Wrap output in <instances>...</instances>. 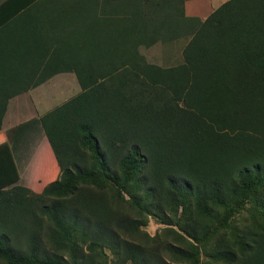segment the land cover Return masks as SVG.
<instances>
[{
	"label": "trees",
	"instance_id": "obj_1",
	"mask_svg": "<svg viewBox=\"0 0 264 264\" xmlns=\"http://www.w3.org/2000/svg\"><path fill=\"white\" fill-rule=\"evenodd\" d=\"M186 1L0 3L34 86L82 88L38 119L52 154L32 186L12 146L27 126L0 136V264H264V0L198 20ZM183 38L179 64L142 52Z\"/></svg>",
	"mask_w": 264,
	"mask_h": 264
},
{
	"label": "crops",
	"instance_id": "obj_2",
	"mask_svg": "<svg viewBox=\"0 0 264 264\" xmlns=\"http://www.w3.org/2000/svg\"><path fill=\"white\" fill-rule=\"evenodd\" d=\"M3 1L4 0H0V3H2ZM8 28L10 27L7 26L6 22L0 25V69L5 68L4 70H0V108L5 102V96L7 93L16 92L17 94L12 98H10L7 102L8 103L7 111L3 119V126L0 129V136L1 135L4 136L5 139L9 141L7 130L9 131V129L14 128L16 126H27L29 128L35 127L37 130V136H40V140L43 138L40 144L45 145V152H46L45 157L49 158L52 154L51 149L48 146V139L43 136L44 134L40 128L38 119L46 112L50 111L51 109L55 108L57 105L62 103V101L57 103L55 97H52V95L55 94L57 85H58L57 90H61L63 88H66L65 83H68V81H72V83H74V86H70L69 90L67 91V93H69L71 97L80 93L82 88L77 78V75L71 71L54 74L46 81L34 86V81H36V79L39 77L40 71L36 70L33 64L24 63L22 60H19L18 61L19 63L15 62L14 65V63H12L8 59L7 49H14V50L17 49V47H13L9 43V40H7L6 38V35L8 33ZM20 34L22 33L20 32ZM15 38L17 37L15 36ZM177 41L178 40L172 43L173 45H169L171 43H161V42L155 44V45L160 44L162 46L167 45V47L168 46L170 47L168 49H165V51H168L167 53L166 52L162 53L163 62L158 64L172 65V64H179L183 61V47L184 45H186L187 40L182 45H176ZM7 44H9L11 47H8ZM11 64L15 66L13 71L14 74L12 73L10 76H8L5 73H1L2 71L3 72L7 71L8 67L11 66ZM75 86H77L78 88L73 93L71 88L72 87L75 88ZM19 87L22 90L17 91ZM63 92H64L63 94H65L66 90L64 89ZM66 100L68 99H65L64 101ZM8 119L10 120L9 124H7ZM33 152L34 153L36 152L35 148L33 149ZM16 155L17 154H15V158L18 163L19 172L21 175V182H22L23 174L21 172L20 163L24 157L21 152L19 158H17ZM30 161L31 158L26 160L24 166L25 168L24 171L27 178L29 177L28 166L30 167V173H31ZM33 174L34 175L32 179L36 177L35 176L36 173ZM27 185L32 186V180L29 181Z\"/></svg>",
	"mask_w": 264,
	"mask_h": 264
},
{
	"label": "rangeland",
	"instance_id": "obj_3",
	"mask_svg": "<svg viewBox=\"0 0 264 264\" xmlns=\"http://www.w3.org/2000/svg\"><path fill=\"white\" fill-rule=\"evenodd\" d=\"M224 1L227 0H187L186 1V15L190 16L196 20L200 19H205L208 15H210L211 12H213L215 9H217ZM190 38V37H189ZM189 38L186 39H180L177 41L176 45H182L186 42V40L188 41ZM170 48L169 46L167 47V45H154L151 46L150 48H143L142 52L145 54L146 58L150 61V62H154V63H162L163 62V58H162V53L163 52H168L165 51V49ZM66 84V88H63L61 90H57L58 89V85H57V89L55 90V94L52 95V97H55V99L57 100L56 102H63L65 99H69L71 97V95L69 93H67V91L69 90L70 86H74V83H72V81H68V83ZM77 86L72 87L71 90L73 91V93L77 90ZM64 89L66 90V93L63 94ZM63 90V91H62ZM60 92V94H59ZM72 93V94H73ZM63 94V95H61ZM56 103V104H57ZM16 112V111H13ZM9 119L7 124H9ZM16 121V120H14ZM8 132V130H7ZM43 139V138H42ZM41 139V140H42ZM40 140V136H37V130L35 127H26V129L24 131H22V133L20 134V137L15 136V139L13 140V149L15 150V154L17 158H19L20 156V152L23 155V160H21V172L23 174V181L22 184L27 186V183H29V181L32 180L33 177V173H35V167H36V156L38 155V152L45 154V150H43L44 146L41 143ZM35 148V153L33 152V149ZM43 150V151H42ZM33 153V154H32ZM41 155V156H42ZM30 166H31V173H30V167L28 166V170H29V177L27 178L25 175V171H24V166H25V162L26 160L30 159ZM35 161V162H34ZM164 226L157 223L155 220L151 219L149 225L146 227L147 231L149 233H151L152 235L158 233L160 230H162Z\"/></svg>",
	"mask_w": 264,
	"mask_h": 264
}]
</instances>
